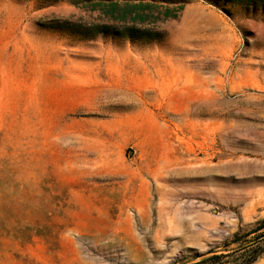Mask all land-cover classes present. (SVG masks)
Listing matches in <instances>:
<instances>
[{
    "label": "rangeland",
    "instance_id": "obj_1",
    "mask_svg": "<svg viewBox=\"0 0 264 264\" xmlns=\"http://www.w3.org/2000/svg\"><path fill=\"white\" fill-rule=\"evenodd\" d=\"M156 2L0 0V264H264V0Z\"/></svg>",
    "mask_w": 264,
    "mask_h": 264
},
{
    "label": "trees",
    "instance_id": "obj_2",
    "mask_svg": "<svg viewBox=\"0 0 264 264\" xmlns=\"http://www.w3.org/2000/svg\"><path fill=\"white\" fill-rule=\"evenodd\" d=\"M66 1L79 8L84 7L92 14L97 13L99 18L93 23H72L64 22L61 26L55 27L57 30L68 33L80 40L92 41L99 36H115L120 38H134L141 41H151L161 36L160 32L141 28L155 22L150 20L155 15L154 4L156 0H56ZM172 4L176 0H167ZM175 2V3H173ZM180 3V2H179ZM185 3V2H184ZM173 9L166 7L164 19L175 20ZM264 229V228H263ZM264 238V233L259 235L253 246L259 244L258 240ZM251 248V247H249ZM222 258V255L215 256L211 260ZM209 261V260H208ZM202 263H206L205 261ZM251 262H249L250 264Z\"/></svg>",
    "mask_w": 264,
    "mask_h": 264
}]
</instances>
